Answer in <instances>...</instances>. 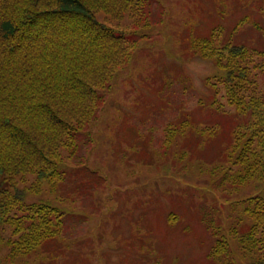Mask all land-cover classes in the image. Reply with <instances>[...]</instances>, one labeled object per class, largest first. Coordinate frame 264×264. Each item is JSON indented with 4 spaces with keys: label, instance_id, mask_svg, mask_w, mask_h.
Instances as JSON below:
<instances>
[{
    "label": "rangeland",
    "instance_id": "1",
    "mask_svg": "<svg viewBox=\"0 0 264 264\" xmlns=\"http://www.w3.org/2000/svg\"><path fill=\"white\" fill-rule=\"evenodd\" d=\"M146 11V20L97 13L111 30L137 34L134 59L79 134L78 156L65 157L64 181L54 188L27 176L19 184L39 188L29 202L64 213L63 232L13 259L0 241V264H220L210 257L209 214L233 243L234 202L257 190L236 193L211 176L241 119L224 97V108L214 103L207 79L219 69L193 55L191 41L222 28L219 44L263 49L264 0H150ZM182 122L186 130L173 140L166 130ZM1 235L11 237L9 227Z\"/></svg>",
    "mask_w": 264,
    "mask_h": 264
},
{
    "label": "trees",
    "instance_id": "2",
    "mask_svg": "<svg viewBox=\"0 0 264 264\" xmlns=\"http://www.w3.org/2000/svg\"><path fill=\"white\" fill-rule=\"evenodd\" d=\"M149 3L0 0V241L8 258L30 255L63 232L64 213L49 203L29 202L28 194L39 192L37 185L44 182L57 188L64 181L65 157L78 156L79 134L97 119L106 90L134 59L137 42L131 39L137 34L111 30L97 13L146 20ZM220 31L191 41L193 55L212 59L219 69L207 79L214 103L224 108L218 102L224 97L241 119L232 130L231 149L211 176L217 186L232 185L236 193L254 184L257 191L234 202V226L228 233L233 243L215 216L204 218L215 236L210 257L220 264H264V96L259 80L263 75L264 81V48L219 44ZM171 126L166 131L173 140L186 130L183 122ZM27 176H36L39 184L20 189ZM8 227L12 236L5 239L1 232Z\"/></svg>",
    "mask_w": 264,
    "mask_h": 264
}]
</instances>
